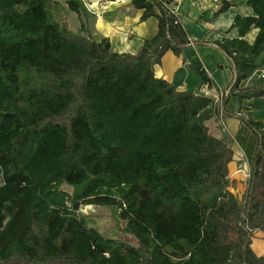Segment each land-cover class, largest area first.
<instances>
[{"label": "trees", "instance_id": "1", "mask_svg": "<svg viewBox=\"0 0 264 264\" xmlns=\"http://www.w3.org/2000/svg\"><path fill=\"white\" fill-rule=\"evenodd\" d=\"M51 2L0 0V264H264L251 246L264 233V120L237 114L257 138L242 198L232 139L208 124L234 116L231 99L241 110L264 97V83L241 86L264 64V0L232 24L258 28L253 43L216 42L234 68L222 103L155 74L192 42L174 0H132L158 19L136 53L68 28ZM67 4L82 16L81 0ZM76 202L112 207L137 244L90 226Z\"/></svg>", "mask_w": 264, "mask_h": 264}, {"label": "crops", "instance_id": "2", "mask_svg": "<svg viewBox=\"0 0 264 264\" xmlns=\"http://www.w3.org/2000/svg\"><path fill=\"white\" fill-rule=\"evenodd\" d=\"M81 1L85 10L80 17L68 8L67 0H52L51 4L55 6L53 9L54 16L59 20L65 16L71 18L75 16L77 21L73 23L77 26L70 29L80 30L83 22L96 39L108 37L113 50L117 52L136 53L143 45L144 40L154 36L158 31V19L152 16L143 20L141 18L142 10L137 9L132 0ZM174 1L177 3L181 21L192 42L185 46L179 55L168 50L161 62L155 66V74L173 83L179 90H193L201 95L209 92V96L215 98L220 92L230 87L234 80L233 65L216 42L225 38H242L253 43L258 28L252 27L243 36H240L238 29L233 28L232 24L236 15H253L254 10L248 4V0H226L231 2V6L219 13L217 11L222 0ZM59 3L67 8L62 15L57 8ZM263 60L264 52L258 56V61ZM262 83H264V64L250 77L243 80L241 86ZM259 102H264V97L245 101V108L240 110V104L231 99L227 109L233 112L234 116L224 117L225 126L223 123L220 125L216 123L219 131L225 127L228 135L237 137L240 132H243V135L248 139L247 142L250 139L251 141L254 140L252 147L243 141L242 144L239 143L238 139L233 142L235 154L229 164V170L233 181L231 189L236 194L245 192L243 183L246 182L247 184V177L244 170L251 169L256 148L255 141L257 140L249 127L240 121L237 114L264 120L263 116L258 115V112L263 108L261 104H258ZM213 120L215 121L214 118ZM210 121L211 119L208 121L209 125ZM248 147H251V152H249ZM251 246L257 255L264 256L263 232L257 231L255 233Z\"/></svg>", "mask_w": 264, "mask_h": 264}, {"label": "rangeland", "instance_id": "3", "mask_svg": "<svg viewBox=\"0 0 264 264\" xmlns=\"http://www.w3.org/2000/svg\"><path fill=\"white\" fill-rule=\"evenodd\" d=\"M54 8H55V6L50 4V9H52V11ZM57 8L61 12V15L64 14L63 11H65L67 9L66 6H62L61 3H59V6H57ZM58 18H59V16H58ZM60 21L63 22L64 24H67V26L69 28H73V27L77 26V24L73 23V22L77 21V18L75 16H73L72 18L65 16V18H61ZM258 104H261L263 106V108L260 110V112H258V115H261L264 117V102H259ZM258 115L256 114V116H258ZM212 119L210 121L209 126H210L211 132L215 136L220 137L222 135H227L229 138L232 139V144L234 141H236V139H238L237 141L241 144L243 141V142L247 143L248 146H251V147L254 146V140L251 141V139H250L251 142L250 141H249L250 143L247 142L248 139H247V137H245L243 135V132H240L237 135V137H233L230 134L229 135L227 134V129L225 127L222 128L224 130L221 129V131H219L218 130V124L220 125L221 123H223V121H224L223 118H221L220 120H215V121L214 120L212 121ZM216 123H218V124H216ZM225 125L226 124L223 123V126H225ZM255 144H256V141H255ZM251 147H248L249 152H251ZM1 181H2V177L0 174V182ZM246 185H247L246 182H244L243 183L244 189H246ZM63 187L69 192L73 191V188L68 186V185H64ZM243 193H244L243 191L240 194L238 193V196L240 198H242ZM74 209L76 211H78L80 214L85 215L88 219L89 225L98 228V230L101 233H103L104 235L123 239L125 241L130 242L131 244H137L136 239L132 235L127 234L123 231V226H124L125 222L124 221H118V223H117V221H116L117 218L115 217L116 215H115L112 207L106 206V205L84 204L82 202H79L77 207H75V205H74Z\"/></svg>", "mask_w": 264, "mask_h": 264}, {"label": "built area", "instance_id": "4", "mask_svg": "<svg viewBox=\"0 0 264 264\" xmlns=\"http://www.w3.org/2000/svg\"><path fill=\"white\" fill-rule=\"evenodd\" d=\"M225 93H227V91L220 92V94H218V95L215 97V100H216L218 103H222V101H223V99H224V95H225ZM204 94L209 96V92H205ZM222 118L224 119V117H222ZM244 171H245L246 177L249 178V176H250V169H249V170H244Z\"/></svg>", "mask_w": 264, "mask_h": 264}, {"label": "water", "instance_id": "5", "mask_svg": "<svg viewBox=\"0 0 264 264\" xmlns=\"http://www.w3.org/2000/svg\"><path fill=\"white\" fill-rule=\"evenodd\" d=\"M78 203H79V202H76V203H75V207H77Z\"/></svg>", "mask_w": 264, "mask_h": 264}]
</instances>
